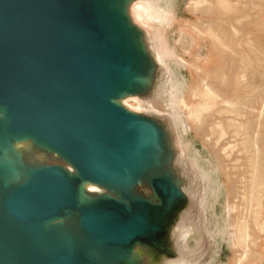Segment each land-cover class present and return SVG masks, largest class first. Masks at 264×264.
Masks as SVG:
<instances>
[{"label": "water", "instance_id": "water-1", "mask_svg": "<svg viewBox=\"0 0 264 264\" xmlns=\"http://www.w3.org/2000/svg\"><path fill=\"white\" fill-rule=\"evenodd\" d=\"M134 1L0 0V264L202 251L198 182Z\"/></svg>", "mask_w": 264, "mask_h": 264}, {"label": "rangeland", "instance_id": "rangeland-1", "mask_svg": "<svg viewBox=\"0 0 264 264\" xmlns=\"http://www.w3.org/2000/svg\"><path fill=\"white\" fill-rule=\"evenodd\" d=\"M230 1L235 6V14L233 12L230 15H223L215 8L206 9L204 6L194 8L189 4V0H156L157 4L167 5L174 10L180 24L178 31H175L177 28L175 25L167 35L170 44L187 63L182 70L174 64H167L174 76L175 97L183 94L188 103L201 101L202 98L198 95L193 96V92L202 89V79H206L205 81L220 94L222 99L238 103L236 106L238 115L221 113L219 117L220 113L218 114L217 111L224 106L219 104L220 106H217L218 108H215L213 112L206 113L207 116L205 114L202 122L198 124L187 120L175 102L171 105L178 145L197 177L196 186L199 188L197 197L200 208L196 207L195 219L198 220L200 231L204 232V240L202 251L193 257L195 261L193 264L232 263L234 251L224 244V237L220 239L219 236L220 219L224 216L226 201L231 204L236 203L239 207L244 204L241 193L245 189L244 186L247 184L245 182L249 176L248 172H245V170L248 171V164L246 168H243L247 163L244 161L246 154L234 151L235 155L232 153L228 158L229 156H226L222 149L224 148L222 146L228 142H226L228 137L218 142L212 127L216 122L227 123V119L231 116L238 118L237 120L247 127L250 135L258 132L261 152L264 155V112L259 114L264 97V0ZM231 23H234L236 31L238 30L235 37L231 33ZM191 25L201 30L210 25L224 38L225 42L228 41L231 46L233 45V52L221 47L217 48L211 39L202 38L191 28ZM155 47L157 52L156 40ZM233 55L234 59L231 57ZM243 73L245 74L241 78L243 80L238 79ZM124 104L137 111L151 110L143 106L136 98L124 100ZM209 120L213 121L210 123ZM262 167L264 169V164ZM234 214L237 216L239 212L235 211L232 214L233 217H235ZM253 230L256 236L261 238L256 245V257L247 264H264V237L255 228Z\"/></svg>", "mask_w": 264, "mask_h": 264}, {"label": "bare ground", "instance_id": "bare-ground-1", "mask_svg": "<svg viewBox=\"0 0 264 264\" xmlns=\"http://www.w3.org/2000/svg\"><path fill=\"white\" fill-rule=\"evenodd\" d=\"M189 1H190L189 4L191 6H194V8H199V6L201 7L204 6L206 9L215 8L219 10L220 13H222L223 15L233 14L235 10V6L230 0H189ZM157 3L158 2H156V0H135L130 6V16L132 20L134 21V23H136L139 27H141L147 34V39L148 41L149 40L151 41L149 42H150V46L152 48L153 55L155 56L156 61L165 68L168 74V77L165 82L166 95H167L166 106L168 107L170 111V115L172 117L173 122H174V118L172 116V110H171L172 106L171 105L172 103L174 104V102L176 103L177 107L180 109V112L183 115H185L186 119L196 124L201 123L204 118V115L206 113L208 114V113L213 112L215 108H218L217 106H220L219 104L224 105L222 108L219 109V111H217L218 114L220 113L219 117L220 115H222L221 113L223 114L227 113L228 115H233V114L238 115L239 113H237L236 111V108H237L236 106L238 105V103L222 99L219 96L220 94H218L217 91H215L212 88V86L208 84L207 81H205L206 79H202L203 80L201 83L202 89H197L193 92V96L198 95L202 98L201 101L198 100L199 102L197 103H188L183 94H179L175 97L176 92H175L174 76H173V72L171 68L167 64H174L178 69L180 68L182 70L187 65V63L177 53L176 49L170 44L167 35H168V32L172 28H174L175 25H177V28H175L176 29L175 31H178L180 24L177 20L178 19L177 13L174 10H172L167 5H160ZM233 24L232 23L230 24L231 33L235 37V35H237L235 33L238 30L236 31ZM191 28L194 29L202 38L211 39L215 43L217 48L221 47V48H224V49H227L233 52V48H232L233 45L231 46L228 41L225 42L224 38L210 25H207L203 30L197 28L194 25H191ZM155 40H156L157 52H156V47H155ZM231 57H233L234 59V55ZM158 58L163 63L159 61ZM244 76H245L244 73L240 74L238 79H241ZM126 100L127 99H125V101ZM135 102L138 103L137 101ZM139 102L141 103L140 100ZM261 105H262V108L259 114H262L264 112V97L262 98ZM215 116H217V114ZM223 117L226 118L228 116L226 117L223 116ZM237 119L231 116L229 119H227V123L223 124L221 122H216L214 126L212 127V132L216 134L215 138L218 142L222 138L226 136L228 137L226 140V142L227 141L228 142L226 143L224 141L226 145L222 146L224 147L222 149L224 150L225 155L229 156L228 158H230L232 153L234 154V151L237 153L246 154V156L245 155H242V156H245V158L244 157L243 158L245 159L244 161H246L247 163H245V166L242 164L244 166L242 167L246 168V164H248L247 165L248 171L245 170V172H248V175H249L247 182H245V184L247 183L244 186L245 189L241 193V198L244 204L241 205V207H239V205L236 203L231 204L227 201L224 203L225 204L224 216L223 218L220 219L221 229L219 228V236H220V239H223L224 237V244H227V246L230 247L234 251L235 255H233L234 257H233V261L231 264H247L249 263V261L253 260L256 257L257 255L256 245L260 241L259 238H261V237L256 236V233L253 229L255 228V230H257V232L262 234V236L264 237V215H263L264 213V169L262 167V164H264V160L262 159L264 158V155L261 152L258 132H255L254 134L250 135L247 127L243 124V122H240ZM212 121L209 120L210 123ZM174 125H175V122H174ZM229 138L231 139L230 141L228 140ZM221 141H223V139ZM226 156L223 155V157H226ZM239 162H241V160ZM233 168H235V166ZM245 179L246 178H244V181H246ZM196 180H197V177H196ZM197 190H199V188H197L196 184L194 183V184H191L188 191L189 193L197 196ZM237 190L239 191V189ZM235 211L237 213L239 212V214H237V216H235L234 214L235 217H233L232 214L235 213ZM176 264H193V262L191 261L183 262L182 261Z\"/></svg>", "mask_w": 264, "mask_h": 264}]
</instances>
